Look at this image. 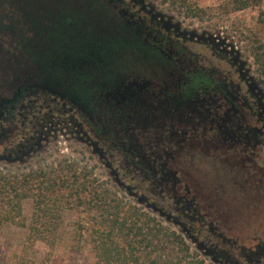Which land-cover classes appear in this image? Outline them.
<instances>
[{
    "label": "flooded vegetation",
    "instance_id": "1",
    "mask_svg": "<svg viewBox=\"0 0 264 264\" xmlns=\"http://www.w3.org/2000/svg\"><path fill=\"white\" fill-rule=\"evenodd\" d=\"M0 11L1 45L37 64L41 83L7 93L0 161H27L60 136L75 140L101 153L120 187L178 218L216 264H264V231L232 232L264 209V83L232 42L150 0H58L42 9L0 0ZM132 84L157 101L148 111L122 100ZM191 100L238 114L241 137L221 140L185 111L178 120L177 105ZM138 111L150 126L140 133L128 128ZM137 138L142 150L132 146ZM18 147L28 150L21 158Z\"/></svg>",
    "mask_w": 264,
    "mask_h": 264
},
{
    "label": "trees",
    "instance_id": "2",
    "mask_svg": "<svg viewBox=\"0 0 264 264\" xmlns=\"http://www.w3.org/2000/svg\"><path fill=\"white\" fill-rule=\"evenodd\" d=\"M261 2L230 0V5L233 10H242ZM259 19L264 23V14ZM254 59L264 82L263 42L256 45ZM24 201L31 202L28 240L49 246L58 239L65 210L82 207L90 224L85 227L80 221L76 227L80 237L86 231L93 264H212L192 251L181 233L126 202L75 164L64 163L49 171L0 173V232L6 223L26 225ZM0 264L42 263L22 251L14 261L0 260Z\"/></svg>",
    "mask_w": 264,
    "mask_h": 264
},
{
    "label": "rangeland",
    "instance_id": "3",
    "mask_svg": "<svg viewBox=\"0 0 264 264\" xmlns=\"http://www.w3.org/2000/svg\"><path fill=\"white\" fill-rule=\"evenodd\" d=\"M164 11L172 14L184 25L197 31H208L224 37L232 42L235 49L246 59L251 74L260 81L257 65L254 59V50L258 42L264 43V23L260 22V15L264 14V0L258 6L242 10H233L230 0H150ZM183 1L185 3L183 4ZM206 63V61L204 62ZM264 83V82H263ZM42 152L33 155L27 161L7 162L0 161V173H23L31 170H52L64 163L75 164L80 170L91 172L94 178L103 182L112 192L123 198L126 202L141 207L150 215L158 218L164 225L181 233L189 243L191 250L205 257L207 262L214 263L205 256L202 250L190 241L179 226L171 221H166L144 203L139 204L137 199L118 186L107 168L90 149L82 143L71 141L64 137H57L44 145ZM199 198V197H198ZM199 200H201L199 198ZM201 202V201H200ZM257 207H260L258 205ZM250 210L249 225L233 229L234 235H244L248 232L264 231V209ZM246 211V210H245ZM259 213V214H258ZM31 214V202H23V216L26 225L6 223L0 232V260L14 261L22 251L42 264H93L94 256L87 242L86 231L79 236L76 224L82 223L88 227V215L82 207L66 209L63 214V223L59 228L58 239L54 245L49 246L42 241L31 242L28 240V223ZM255 215H257L255 217ZM254 217V218H253ZM241 220V219H240ZM89 224H88V223ZM262 223V225H261ZM240 227H245L241 229Z\"/></svg>",
    "mask_w": 264,
    "mask_h": 264
},
{
    "label": "water",
    "instance_id": "4",
    "mask_svg": "<svg viewBox=\"0 0 264 264\" xmlns=\"http://www.w3.org/2000/svg\"><path fill=\"white\" fill-rule=\"evenodd\" d=\"M13 2L18 7L21 8L26 7L28 2H31L40 9H42L45 5L55 7L58 3V0H13ZM72 3L80 4V0H72ZM5 39H7L8 43L10 44L13 43L11 35L10 36L6 35ZM2 41L3 40H0V107L6 102L7 93L9 92L12 93L15 90H19V88L23 86H33V85L38 86L41 84L37 75L39 66L32 62H29L23 57H20L17 54L16 49H13L12 53L8 52V50H6L2 46L3 44L1 45ZM130 86L128 87L126 86L123 92L119 88H117L114 91V94H120V92H122L123 93L122 100L131 102L134 111H137V109L140 108H143L144 112L148 111L149 107L153 106V104L157 102V101L147 102L145 97L142 96V94L145 92L140 91L139 88H136L137 86L136 87L134 86V84ZM11 87H13V89ZM5 89L6 91H4ZM209 100L211 99L207 98V101ZM211 109H213V106L210 104L203 106L202 104H200L199 101L191 100L177 105L176 107L177 116L175 117L178 120H185L184 119L185 115L183 113V111H185L187 112L186 114H189L188 116L189 122L193 123V120L197 119L198 121H200L201 124H203V126L212 127L221 140L229 139L233 141L241 137L239 130L234 128L235 124H239V122L241 121V118L238 114L227 111L226 113L224 112L221 115H219L214 111H211ZM144 114L145 113H141L138 111V113L134 117H132L131 118L132 120H130V122L128 123V128L136 129L137 133H140L141 130H145L144 127H146V125H148L149 122L144 120L145 118ZM188 119L186 118V120ZM148 127L150 126H147L146 129H148ZM132 146L134 148L136 147L140 148L141 150L143 149V145H141V140L138 138L133 140ZM18 148L20 149H18L17 152L21 153L19 158H21V156L25 155L28 152V150L23 149V147H18ZM93 152L94 153L97 152L98 155L101 157V153L97 149H94ZM4 158L6 157L0 156V160ZM141 158L142 160L144 159L147 160L146 155L143 153L141 155ZM155 161H161V160H159V158L156 157ZM104 165L106 167L109 166L111 168L110 165H106V164ZM125 165L129 166L130 164L128 162L127 163L125 162ZM130 167L136 174H138L139 169L137 167H135L134 165ZM110 174L115 176L118 175V173H116L115 171H112ZM142 177L146 178V176H142ZM114 181H116L118 183V186H120L119 180L117 178H115ZM125 187L129 189L128 186ZM127 193L133 197H137V202L139 204L144 203L147 208H151L154 212H157L159 216L164 217L166 221H171L174 225H179L181 228H183L182 230L185 231L188 235H190L192 241L193 240L196 241L197 248L201 250L202 248L201 243L198 240H195V238H193L190 231L188 229H185V225L178 218L174 216H170L168 213L158 208L155 204L147 202L144 196H139L135 193L130 192L129 190H127ZM212 261H214V263L216 262V260L213 258Z\"/></svg>",
    "mask_w": 264,
    "mask_h": 264
}]
</instances>
